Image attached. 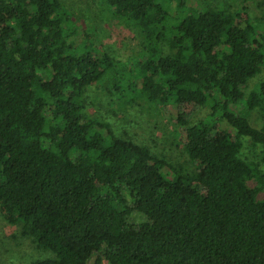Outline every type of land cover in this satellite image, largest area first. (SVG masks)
I'll return each mask as SVG.
<instances>
[{"label": "trees", "instance_id": "trees-1", "mask_svg": "<svg viewBox=\"0 0 264 264\" xmlns=\"http://www.w3.org/2000/svg\"><path fill=\"white\" fill-rule=\"evenodd\" d=\"M100 6L139 31L137 57L98 48L62 0H0V213L55 255L32 264H88L104 246L110 264H264V123L250 122L264 117V84L246 96L264 68V16L233 28L192 0ZM96 85L123 105L210 106L194 125L176 112L197 171L89 118ZM245 137L262 165L242 156Z\"/></svg>", "mask_w": 264, "mask_h": 264}, {"label": "rangeland", "instance_id": "rangeland-1", "mask_svg": "<svg viewBox=\"0 0 264 264\" xmlns=\"http://www.w3.org/2000/svg\"><path fill=\"white\" fill-rule=\"evenodd\" d=\"M65 13L77 22L89 34L92 42L118 61L127 62L137 57L142 50L143 37L136 28L111 17L100 6V0H62ZM195 7L203 10H224L227 21L233 28L242 27L243 19H250L258 24L264 16V0H192ZM175 4V2L173 3ZM164 53L168 47L163 44ZM264 84V68L260 75L251 81L246 89V96ZM85 113L89 118L98 119L110 125L119 137L129 138L138 145L148 147L152 154L165 159L176 168L182 167L186 172L197 171L191 161L179 134L178 114L185 112L190 124H197L207 119L211 113L206 107L169 106L155 110L144 102L123 105L117 98L110 96L104 85H96L85 95ZM250 122L260 129L264 117L259 108L251 112ZM219 129L235 131L222 121ZM242 156L252 162L262 163L263 153L260 146L254 145L249 138H242ZM147 219L137 214L129 219L135 227L146 223ZM105 246L102 251L93 254L88 264H110L105 257ZM55 258L51 251L40 249L34 240L24 236L21 226L9 224L0 213V264H32L35 261Z\"/></svg>", "mask_w": 264, "mask_h": 264}]
</instances>
